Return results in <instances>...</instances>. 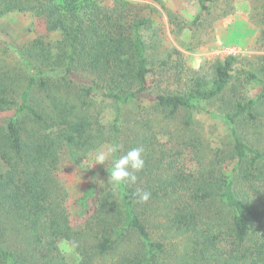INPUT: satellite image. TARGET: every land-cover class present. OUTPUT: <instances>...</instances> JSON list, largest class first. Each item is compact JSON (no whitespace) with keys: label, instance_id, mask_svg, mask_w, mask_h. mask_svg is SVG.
<instances>
[{"label":"trees","instance_id":"1","mask_svg":"<svg viewBox=\"0 0 264 264\" xmlns=\"http://www.w3.org/2000/svg\"><path fill=\"white\" fill-rule=\"evenodd\" d=\"M213 2L198 0L196 19ZM252 4L264 50V0ZM138 5L0 0V17L30 11L44 27L7 41L17 54L0 55V264H70L62 240L75 247L77 264H264V54L247 68L234 54L207 62L206 71L180 57L173 67L162 62L183 83L156 91L145 40L152 18ZM132 109L152 117L129 119ZM205 112L221 116L231 136L212 155L188 135L195 114ZM181 114L180 141L168 146L158 134ZM113 143L117 155L143 149L137 183L113 189L110 162L70 201L61 181L66 164L88 172L84 159ZM186 150L194 165L179 164ZM137 188L151 193L148 202L133 197ZM170 233L181 238L175 253L165 243Z\"/></svg>","mask_w":264,"mask_h":264},{"label":"rangeland","instance_id":"2","mask_svg":"<svg viewBox=\"0 0 264 264\" xmlns=\"http://www.w3.org/2000/svg\"><path fill=\"white\" fill-rule=\"evenodd\" d=\"M132 1L139 4L138 8L144 15L152 18V26L145 31V40L150 47V58L157 72L156 77L152 80V87L156 91L159 90L157 87L159 85L163 88L176 89L183 83L177 73L179 71L176 68H168V66L174 65L179 57L185 62L186 67L206 71L208 70L207 62L216 58L234 54L241 60L239 66L247 68L248 61L257 63L259 56L264 54V50L256 44L260 28L256 24L259 17L252 15L254 13L252 0H230V7L232 5L233 8L229 7L228 0H215L211 13L204 12L198 19H196L200 14L198 0ZM228 9H231L232 12L221 16ZM42 22L30 11L16 10L2 15L0 17V55L5 52L10 55L17 54L13 47L9 51L5 48L7 41L16 43L30 39L37 32L44 33ZM10 59L12 60L11 56ZM162 62H167L168 66L160 67ZM182 76L185 80V73ZM216 104L218 105V103ZM147 106L149 105L147 104ZM215 108H217L216 105L213 106V109ZM133 112L137 113L136 110H129V119L135 118ZM143 115L145 119L152 117L150 112H145ZM109 116H111V112H109ZM139 116L141 115L138 114ZM183 119L184 116L181 114L177 119L164 121L163 124L165 123L167 132L158 134L159 139L163 143H167L168 146H171L172 142L177 146L180 141L177 138V131L183 130ZM159 121L161 122V119ZM160 122L155 124L158 125V129L162 125ZM172 134L176 135L172 136ZM188 135L203 139L205 143L203 149L206 148V152H212L211 155L215 149L225 148L231 141L228 124L221 116L206 112L195 114L193 129ZM90 154L83 161L88 172L80 166L71 167L70 164H66V170L61 175V181L68 190L70 201L88 191L91 186V172L106 167L110 163L109 161L103 165L92 166ZM194 155L193 151L189 153L186 150L179 160V164L194 165L196 162ZM231 168L232 165H229L228 169ZM164 230L168 231L165 226L160 225L157 231L163 233ZM167 237L168 240H165V243L175 253L176 248L181 245V238L173 233ZM59 245L68 263H79V254L71 243L62 240Z\"/></svg>","mask_w":264,"mask_h":264},{"label":"clouds","instance_id":"3","mask_svg":"<svg viewBox=\"0 0 264 264\" xmlns=\"http://www.w3.org/2000/svg\"><path fill=\"white\" fill-rule=\"evenodd\" d=\"M120 151L121 146L113 143L103 144L90 154L92 166L111 162V168H107L109 173L107 183H110L113 189L135 185L138 180L137 173L145 167L142 148H132L122 155H117ZM133 197L137 202L146 203L149 201L151 193L142 188H137Z\"/></svg>","mask_w":264,"mask_h":264}]
</instances>
